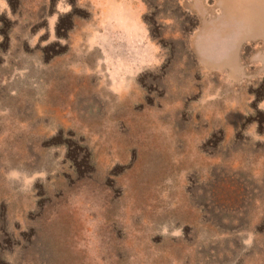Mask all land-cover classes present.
I'll use <instances>...</instances> for the list:
<instances>
[{
	"label": "rangeland",
	"instance_id": "obj_1",
	"mask_svg": "<svg viewBox=\"0 0 264 264\" xmlns=\"http://www.w3.org/2000/svg\"><path fill=\"white\" fill-rule=\"evenodd\" d=\"M244 2L0 0V264H264Z\"/></svg>",
	"mask_w": 264,
	"mask_h": 264
},
{
	"label": "crops",
	"instance_id": "obj_2",
	"mask_svg": "<svg viewBox=\"0 0 264 264\" xmlns=\"http://www.w3.org/2000/svg\"><path fill=\"white\" fill-rule=\"evenodd\" d=\"M232 1H234V0H221V2H222V10H223V19L224 20H226V21H228V19L229 18H233V16H228V13L230 12L228 9H227V5L228 4H230ZM237 0H235V2H236ZM227 4V5H226ZM242 7L244 6L245 7V2H244V0H242V2L241 3H239ZM244 9V8H243ZM245 10V9H244ZM245 12H246V16L248 17V15H251L252 14V12L247 8L246 10H245ZM257 25V24H256ZM260 25V24H259ZM249 28V31L247 32V35H248V37H252V36H254V35H257L255 32H254V28L253 27H248ZM239 35H240V33L238 34V37H239ZM244 36H246V33H245V35ZM207 46L208 45H206V48H207ZM225 60H228V61H230V60H236V57L234 56V53L231 51V52H229V54L227 55V57H225L224 59H222L221 61H225Z\"/></svg>",
	"mask_w": 264,
	"mask_h": 264
},
{
	"label": "bare ground",
	"instance_id": "obj_3",
	"mask_svg": "<svg viewBox=\"0 0 264 264\" xmlns=\"http://www.w3.org/2000/svg\"><path fill=\"white\" fill-rule=\"evenodd\" d=\"M238 2H239V3H241V2H242V0H238Z\"/></svg>",
	"mask_w": 264,
	"mask_h": 264
},
{
	"label": "trees",
	"instance_id": "obj_4",
	"mask_svg": "<svg viewBox=\"0 0 264 264\" xmlns=\"http://www.w3.org/2000/svg\"><path fill=\"white\" fill-rule=\"evenodd\" d=\"M147 2V1H146Z\"/></svg>",
	"mask_w": 264,
	"mask_h": 264
}]
</instances>
